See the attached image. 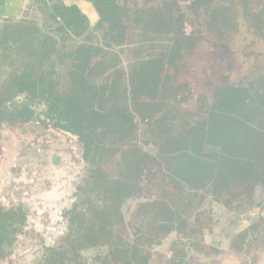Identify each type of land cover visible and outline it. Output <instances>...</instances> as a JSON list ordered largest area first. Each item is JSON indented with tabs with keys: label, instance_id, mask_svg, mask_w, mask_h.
Masks as SVG:
<instances>
[{
	"label": "rangeland",
	"instance_id": "obj_1",
	"mask_svg": "<svg viewBox=\"0 0 264 264\" xmlns=\"http://www.w3.org/2000/svg\"><path fill=\"white\" fill-rule=\"evenodd\" d=\"M48 1L51 7L76 5L88 18L89 29L81 37L69 30L59 32L60 24L45 14L37 0H21L15 5L16 18L11 12L5 15L10 17H0V92L16 78L53 72L69 115L81 127L94 123L99 133L112 131L115 152L101 166L112 182L134 174L130 161L135 147L158 156L166 140L209 117L224 88L251 89L256 78L264 76V29L259 30L264 28V15L243 1L223 20L217 19L212 31L207 29V20L215 18L213 12L221 3L210 1L199 12L197 23L187 9L189 3L181 2L192 22L188 34L196 37L194 50L186 54L178 72L167 68V74H177V79L157 98L143 95L139 68L170 52L174 35L148 33L133 19L136 12L160 6L162 0H115L127 27L120 41L112 36L121 31L87 0ZM20 28L26 30L21 36L17 35ZM45 42L52 43L54 50L42 63L37 55ZM83 45L96 49L91 58L74 61L68 56ZM95 64L101 66L92 74ZM76 67L82 84L100 94L81 106L74 103L76 92L70 77ZM115 73L120 75L118 82L113 81ZM113 86L118 92L111 100L107 88ZM24 103L29 108L28 122L16 118ZM112 105L132 113L135 128L123 124L120 114H110ZM6 107L8 111L0 117V264H47L52 250L68 246V236L73 234L70 213L79 187L87 188L90 183L91 165L84 160L78 138L54 126L57 121L48 117L46 105L24 94ZM133 178L132 182L137 173ZM152 194L159 195L134 189L122 205V222L115 225L122 246L130 245L131 264H264V177L250 183L249 190L244 189L230 206L202 191L196 201L201 205L184 213V226L162 239L160 246L150 232L160 220L157 201L162 199L154 200ZM252 225L258 228L241 244L238 236ZM79 254L74 264H101L96 260L106 257L108 247Z\"/></svg>",
	"mask_w": 264,
	"mask_h": 264
},
{
	"label": "trees",
	"instance_id": "obj_2",
	"mask_svg": "<svg viewBox=\"0 0 264 264\" xmlns=\"http://www.w3.org/2000/svg\"><path fill=\"white\" fill-rule=\"evenodd\" d=\"M38 1L45 14L60 24L59 32L66 33L69 30L75 36L81 37L89 29L88 18L76 5L54 4L51 7L48 0ZM87 1L121 31L119 36L113 35L112 39L122 40L127 27L114 3L115 0ZM182 1L189 3L187 9L194 13L197 23L201 18L199 12L210 1L221 3L219 10L213 12L215 18L207 20L209 31H212L214 22H218L217 19L223 20V16L225 18L231 14L239 1L255 9L259 15H264L261 10L264 0H162L160 6L136 12L133 22L140 24L143 31L174 35L170 52L159 54L139 68V77L144 84L143 95L147 98H157L164 89L169 91L170 84L177 79V74H167V68L178 72L186 54L193 53L196 37L193 33L188 34V25L192 22L189 21L186 10L181 7ZM263 29L260 27L259 30L263 32ZM18 31L17 35L21 36L26 30L20 28ZM53 50L54 45H47L45 42L41 45L40 53L34 55L43 63L48 60ZM95 52L93 46L83 45L68 56L75 61L91 58ZM100 66L101 64H95L91 69L92 74L97 72L95 67ZM165 72L166 76L163 77ZM70 77L75 87L76 106L84 105L90 98L100 97L91 86L82 84L77 67L70 73ZM119 78L120 75L115 73L113 81L118 82ZM108 90L112 100L118 88L113 86L107 88ZM224 90L225 93L218 96L219 103L209 117L182 131L179 136L166 140L158 156L134 148L130 164L131 172L137 173L134 182L138 180V185H135L132 182L134 174L131 173L126 179L116 182L110 181L104 175L101 166L108 155L115 152L113 133L108 129L99 133L98 126L94 123L81 127L69 115L63 94L57 91L53 72L33 74L7 82L0 92V117L8 111L6 105L12 103L17 95L28 94L31 101L47 106V115L57 121L54 126L58 130L78 137L84 149V160L91 165L90 183L87 188L79 187L77 203L70 213L73 234L68 236V246L52 250L47 264H74L80 252L101 246L108 247V254L105 258H97L96 262L131 264L130 245L122 246L115 225L122 222V205L134 189H139L141 193L155 191L159 195L156 197L152 194V198L162 199L157 201L161 208L160 220H155L157 224L150 232L155 244L160 246L162 239L184 226L183 214L201 205H196V201L202 191L211 195L217 203L230 206L231 201L242 195L244 189L249 190L250 183L260 182L264 177V76L256 78L251 89L236 87ZM19 106L22 111L16 118L29 120L26 114L29 110L28 104ZM109 113L120 114L123 124L135 128L134 115L129 111L112 105ZM101 125L105 128L107 126L104 122ZM139 183L148 184L150 187L146 190ZM257 228L258 226L252 225L237 240L241 244L247 243L250 231Z\"/></svg>",
	"mask_w": 264,
	"mask_h": 264
},
{
	"label": "flooded vegetation",
	"instance_id": "obj_3",
	"mask_svg": "<svg viewBox=\"0 0 264 264\" xmlns=\"http://www.w3.org/2000/svg\"><path fill=\"white\" fill-rule=\"evenodd\" d=\"M20 2H21V0H0V17H2V16L4 17L6 15V13L11 12V14H10L11 17L16 18V16L19 14V12H17V10H16L17 8L15 7V5H18ZM37 2L40 4V2L38 0H37ZM15 10H16V12H15ZM5 17H10V16H5ZM20 121L28 122V121H30V119L29 120H20ZM65 133H67V132H65ZM74 137H76V136H74Z\"/></svg>",
	"mask_w": 264,
	"mask_h": 264
}]
</instances>
